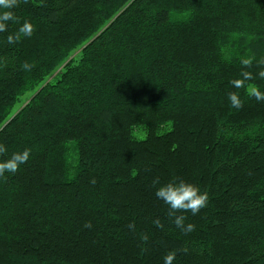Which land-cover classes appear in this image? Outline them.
Segmentation results:
<instances>
[{
	"label": "trees",
	"instance_id": "1",
	"mask_svg": "<svg viewBox=\"0 0 264 264\" xmlns=\"http://www.w3.org/2000/svg\"><path fill=\"white\" fill-rule=\"evenodd\" d=\"M13 11L19 23L0 32V161L31 156L0 177V264H164L168 252L173 264H264V102L230 83L242 58L264 57V0ZM24 20L33 35L8 44ZM259 70L248 69L264 91ZM156 177L208 192L207 207L183 213L194 232L168 217Z\"/></svg>",
	"mask_w": 264,
	"mask_h": 264
},
{
	"label": "clouds",
	"instance_id": "2",
	"mask_svg": "<svg viewBox=\"0 0 264 264\" xmlns=\"http://www.w3.org/2000/svg\"><path fill=\"white\" fill-rule=\"evenodd\" d=\"M29 0H0V32L8 31V22L19 23V19L16 16L13 9L17 8L21 3L27 4ZM35 31V26L28 20L20 25L18 30L7 36L8 44H16L22 38H30ZM255 65L260 69L258 77L264 79V57L256 59L255 56H249L240 60L241 72L239 78L230 81L231 85L237 89H245L246 94L250 98H254L257 102H264V91H261L258 85L251 83L255 77L248 69ZM34 67L33 64L25 61L21 68L25 71H31ZM228 100L230 101V107L240 109L243 107V101L240 94L236 91L228 93ZM7 153V147L0 144V156ZM31 156V151L28 148L22 151L12 153L10 158L0 161V177H3L5 173L15 174L20 170L21 165L27 164ZM95 183V181H92ZM160 185L159 177H156L152 181V186L156 187ZM155 195L158 199H161L168 206V217L173 219L174 225L180 229V231L187 235L195 231L196 226L192 223H185L187 216L183 213L190 212L193 216L198 214L201 209L207 207L209 202V194L207 191H201L198 185L184 181L183 179H174L167 184L156 187ZM153 224L157 227H162L159 218L153 220ZM85 228L92 227L91 222H86ZM130 230H135V223L128 225ZM140 239L144 244H147L149 236L146 233H140ZM187 251L186 249H183ZM176 257V252H168L164 257V264H173Z\"/></svg>",
	"mask_w": 264,
	"mask_h": 264
}]
</instances>
